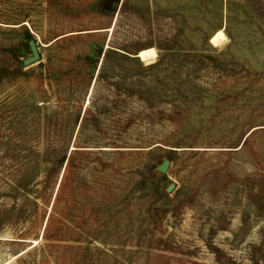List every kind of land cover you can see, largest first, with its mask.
<instances>
[{
    "label": "rangeland",
    "instance_id": "1",
    "mask_svg": "<svg viewBox=\"0 0 264 264\" xmlns=\"http://www.w3.org/2000/svg\"><path fill=\"white\" fill-rule=\"evenodd\" d=\"M0 264H264V0H0Z\"/></svg>",
    "mask_w": 264,
    "mask_h": 264
},
{
    "label": "water",
    "instance_id": "2",
    "mask_svg": "<svg viewBox=\"0 0 264 264\" xmlns=\"http://www.w3.org/2000/svg\"><path fill=\"white\" fill-rule=\"evenodd\" d=\"M30 49H31L32 54H33L34 57H31V58L27 59V60L25 61V65H30V64L34 63L35 59L39 57L38 47H37V45H36V43H35L34 41H31V42H30ZM137 57L139 58V55H138ZM169 164H170L169 161H165V162L163 163V165L161 166V168H160L161 171H162V172H166V171L168 170ZM172 188H173V185H171V186L168 188L167 191H168V192H171V191H172Z\"/></svg>",
    "mask_w": 264,
    "mask_h": 264
},
{
    "label": "bare ground",
    "instance_id": "3",
    "mask_svg": "<svg viewBox=\"0 0 264 264\" xmlns=\"http://www.w3.org/2000/svg\"><path fill=\"white\" fill-rule=\"evenodd\" d=\"M216 38V37H215ZM220 39V38H219ZM153 51L152 50H144V51H141L140 53V57H146V55H149L151 54Z\"/></svg>",
    "mask_w": 264,
    "mask_h": 264
},
{
    "label": "trees",
    "instance_id": "4",
    "mask_svg": "<svg viewBox=\"0 0 264 264\" xmlns=\"http://www.w3.org/2000/svg\"><path fill=\"white\" fill-rule=\"evenodd\" d=\"M107 53V52H106ZM106 53H105V55H106ZM108 53H111V52H108ZM137 61H138V58H135Z\"/></svg>",
    "mask_w": 264,
    "mask_h": 264
}]
</instances>
